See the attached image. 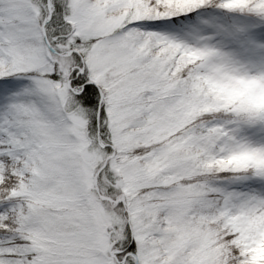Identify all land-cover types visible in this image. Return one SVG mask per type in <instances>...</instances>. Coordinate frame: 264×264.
<instances>
[{"label": "snow or ice", "instance_id": "snow-or-ice-1", "mask_svg": "<svg viewBox=\"0 0 264 264\" xmlns=\"http://www.w3.org/2000/svg\"><path fill=\"white\" fill-rule=\"evenodd\" d=\"M0 264H264V0H0Z\"/></svg>", "mask_w": 264, "mask_h": 264}]
</instances>
